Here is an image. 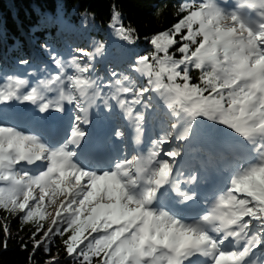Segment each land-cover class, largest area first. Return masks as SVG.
Instances as JSON below:
<instances>
[{"label":"snow or ice","instance_id":"1","mask_svg":"<svg viewBox=\"0 0 264 264\" xmlns=\"http://www.w3.org/2000/svg\"><path fill=\"white\" fill-rule=\"evenodd\" d=\"M177 16L0 68L5 249L18 220L30 264H264V0Z\"/></svg>","mask_w":264,"mask_h":264},{"label":"trees","instance_id":"2","mask_svg":"<svg viewBox=\"0 0 264 264\" xmlns=\"http://www.w3.org/2000/svg\"><path fill=\"white\" fill-rule=\"evenodd\" d=\"M6 1V3L12 5L14 12H17L19 19L22 13L31 10V5H39L38 8L40 11L54 6V8L66 18L75 10L88 12L101 24L102 28L99 31L100 33L106 29V26L103 24L109 21L112 13L111 10L113 5H115L121 12L125 25H131L138 30L140 41L139 47H150L144 39L146 36L150 37L158 31L166 30L167 28H170L174 22H178L180 19V17L177 16V9L179 8L180 3L174 0H60L59 6L55 5L54 2L56 1L53 0ZM4 6L8 7V5L6 6L0 0V19L4 22L3 31L0 36L3 38V42L10 38V36L16 37L20 35L21 30L25 25L19 24L21 19L19 20V23H16L13 19L11 10L9 8L4 9ZM32 7L34 8V6ZM45 20H49V18ZM86 24V21L76 23L75 25L70 26V29H76L75 34L82 36V26H86ZM13 223L15 226L13 227L12 239L7 249L2 245L5 236L2 229H0V264H30L29 255L31 245H29L28 251L22 247L21 240L19 239V236L21 235L19 231V221L17 220ZM23 235L25 239H27L28 234L25 232ZM37 259L41 264H44L47 257L44 253H41Z\"/></svg>","mask_w":264,"mask_h":264},{"label":"bare ground","instance_id":"3","mask_svg":"<svg viewBox=\"0 0 264 264\" xmlns=\"http://www.w3.org/2000/svg\"><path fill=\"white\" fill-rule=\"evenodd\" d=\"M53 1H56L54 2L55 5H58V6L60 5V0H53ZM32 6H34V8ZM38 6L31 5L30 7L31 10L25 11L24 13H22V15L20 16V19H21L20 23H19L20 19L17 16L16 17L17 23L25 24L21 30L20 35L16 37H10L6 39L3 43L1 42L0 44V52H1L0 57H2L5 61L9 62L10 64H14L15 59H11L8 55H6V53L10 51V48L12 47L15 41L19 40L20 44L22 46H26L27 48L34 47V49H36L39 53L44 52V50L40 47V45L44 41L51 42L52 38L49 36L51 32L55 29L53 26L54 22L53 20H50L48 23L42 21L41 17L44 16V13L40 11ZM8 8L9 6L5 7L4 9H8ZM117 10L119 11V9ZM54 11H56V8H54L53 6L46 13H50L52 17H55V20L58 23V28H59L60 33H62L67 40H69L75 35L76 29L72 30L70 29V26L75 25L76 23H81L83 21L87 22L86 26H82L83 27L82 38L83 37L86 38L88 42H90V40L94 38L97 35V33L100 31V29L102 28L101 24L95 19V17L93 18V15H87V16L85 15L88 12H84L81 10H75L69 17L66 18L63 16L62 13L60 12L54 13ZM103 25L107 27L106 22ZM3 26H4V22L3 20L0 19V34L3 31ZM68 45L70 44L67 41H63L60 46L66 47ZM85 45H87V43H83L81 46H85ZM140 48H145V47L141 46ZM18 55L19 54H17L16 57Z\"/></svg>","mask_w":264,"mask_h":264},{"label":"rangeland","instance_id":"4","mask_svg":"<svg viewBox=\"0 0 264 264\" xmlns=\"http://www.w3.org/2000/svg\"><path fill=\"white\" fill-rule=\"evenodd\" d=\"M1 1H2L6 6H7V5L9 6V9L11 10L12 15H13V19H14V21L17 23V21H16V19H15L14 9H13L12 5L9 4V3H6V2H7L6 0H1ZM10 37H11V36H10Z\"/></svg>","mask_w":264,"mask_h":264}]
</instances>
